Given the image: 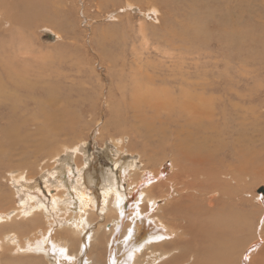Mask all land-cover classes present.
Wrapping results in <instances>:
<instances>
[{"label":"bare ground","instance_id":"1","mask_svg":"<svg viewBox=\"0 0 264 264\" xmlns=\"http://www.w3.org/2000/svg\"><path fill=\"white\" fill-rule=\"evenodd\" d=\"M241 1L147 2L159 4L176 22L159 34L160 47L151 54L165 62L151 66L140 55L122 65L131 67V101L123 98L120 112L96 125L102 142L115 145L112 155H107L114 168L105 170L87 163L82 145L89 134L80 128V116L66 107L57 92L41 86L40 69L30 64L38 60L15 50L21 45L20 34L3 31L8 27L6 8L20 7L21 0H0V207L14 204L6 210L17 214L13 226L22 216L28 219L29 232L38 236L32 240L30 234L7 235V244L0 241V251L6 248L0 264H14L19 260L12 255L15 246L22 251L24 245L26 252L44 253L47 258L50 251L80 254L67 264H77L76 259L83 264L81 253L88 247L91 264H264V197H253L261 208L260 225L253 232L243 225L249 221V216L239 213L244 208L233 206V197L240 199L247 178L264 157V125L257 126V116L248 112L255 101H263L264 84L250 85L251 77L243 70L251 62L264 69V34L245 37L244 29L231 25L228 29L226 5ZM41 2L42 7L28 9L29 16L26 11L13 16L15 28L26 20L31 27L39 20L60 26L56 3ZM208 3L226 7L224 12L221 7H208L205 22L196 13ZM127 7L135 10L133 5ZM150 7L148 14L158 11L156 5ZM201 20L206 23L201 31L210 29V35L199 34ZM204 44L215 49V61H204L209 57L198 54ZM147 98L162 103L150 106ZM147 108L153 110V118ZM139 142L142 153L138 152L144 157L133 151ZM73 149L79 151L77 172L70 176ZM64 155L66 161L60 163ZM38 176L44 177V191ZM3 180L10 183L8 196L2 194ZM201 194L208 206L195 197ZM220 197L228 203L217 209L213 205ZM101 200L103 216L95 213ZM45 223L49 227L41 234L39 228ZM57 224L64 229L56 232L53 249L45 234ZM246 235L248 239L241 240Z\"/></svg>","mask_w":264,"mask_h":264},{"label":"rangeland","instance_id":"2","mask_svg":"<svg viewBox=\"0 0 264 264\" xmlns=\"http://www.w3.org/2000/svg\"><path fill=\"white\" fill-rule=\"evenodd\" d=\"M52 1L56 3L55 6L58 8L56 14L59 15L60 26L55 27L52 23H45L39 20L37 26L31 27L30 20H26L22 27L15 28L12 24L13 16L20 15L24 11H26L24 14L26 16L28 14L29 16V13H27L29 8L35 6L42 7L43 4L41 0H21L20 7L12 8L9 6L6 8L8 9V15L4 16L7 19L8 27L4 28L3 31L8 34L11 32L20 34L21 45L15 50L24 54V57L30 54L31 61L35 59L38 60L33 61V63L36 64H30L31 66L34 65V68L36 65L39 67L40 74L43 78L41 86L44 83L49 90L57 92L58 96H61L62 100L66 102V107L70 111L76 112L82 119L80 128H83L84 131H86L85 133L89 134L85 144L82 145L86 151L87 163L90 162L95 169L101 167L105 170L109 168L113 169V164L108 160L109 158L107 155L109 157L112 155L111 151L115 150V145L110 140L105 143L102 142L98 133L99 125L97 127L96 125L99 120L105 122L111 114L120 112L121 108L119 103L123 98L126 101H131L130 94L134 86V83H132L130 79L131 67L122 68L123 63L131 64L135 57L140 55L145 58V61L150 62L151 66L165 62L161 58H152V55L154 54V50L160 47V45L156 44L157 39L159 40V34H163V30L170 25H174L176 21L174 19L169 20V18H167V11L162 9L159 4L150 3L147 5V2L150 0H147L145 4L138 3L139 0ZM208 4L207 6H200V13H196L201 19H206V16L208 17L206 13L207 8L214 5L213 3ZM128 5H133L135 10H131L130 7H127ZM154 5L158 7V11H153L155 14H148L151 12H148L147 9L152 8L150 6ZM226 6L214 5L213 7H221V11L223 12L226 7L229 15L228 18L231 21L227 19L228 22H230L228 23L226 19H224V21L227 22L228 29L230 25L240 30L244 29L245 37L249 35L257 36L260 33L264 34V1L244 0L238 4L229 3ZM260 14H262V20L259 19ZM26 16L24 19H26ZM208 19H206L205 22H207ZM205 22L201 20L200 24L198 23L197 28L200 31L199 34L210 35V29L201 31V28L206 25ZM259 24L262 25L263 28H259ZM199 49L198 54L201 53V57H209V59L204 61H215L213 58L215 54L214 48L207 47L204 44L200 45ZM148 57L149 59L147 60ZM218 60L220 61V68H224L225 66L221 61L222 57H218ZM255 63L256 62H251L245 65L243 70L248 73L249 79L251 77L249 80L250 85L253 84V81L258 84H264V69L260 71ZM43 64H45L47 68L46 73L42 69V66H44ZM251 64L253 66H251ZM248 65L249 67H246ZM133 66V70H135L136 65ZM110 96H112L113 99L109 100ZM262 99L263 101L260 103L255 101L254 104L248 108V112H252L257 116V119H255L257 126L264 125V97H262ZM154 102L162 103L160 99H146V103L150 106H152ZM147 112L149 116L153 118V110L147 108ZM160 118L161 116L159 119ZM94 128L95 130L91 132ZM120 142L123 141L120 140ZM137 147L136 149L133 148V151L144 157L138 152H141L142 149V144L140 142L137 143ZM77 152L79 151L73 149L69 154L71 158L68 162V168H71L70 176L77 172V162L75 159ZM126 156L128 160L133 157L131 154H127ZM135 159L138 162L140 161L137 156ZM64 161H66L65 155L59 162L63 163ZM91 164H89L88 167L93 170L94 168ZM166 166L168 171H170L171 162H167ZM41 176H38L36 181L40 184L42 191H44V177ZM2 184H5L3 185L4 192H2V194L8 196L7 191H9L8 187H10V183L3 180ZM243 187V192L239 194L240 199L237 201L236 197H233V206L241 205L244 208V211L239 213L249 216V221L248 224L243 223V225L247 226L248 230L253 232L261 216V208L257 206V202L253 200V197L257 195L264 197V193H262L264 190V157L257 163L254 174L252 173L247 178V182ZM259 190H261V193H258ZM204 191H209V188H205ZM195 197L200 198L203 204L208 206L206 195H195ZM244 199H249V202L244 203L242 201ZM227 203L228 200L220 197L214 202L213 207L222 209V206ZM8 207H15V205L9 203L0 207V213H3V215H0V241L4 240V244H7L8 242L5 241L7 235L17 236L21 234L22 237H25L27 234L34 235L36 231L29 232L31 228L27 224L28 219H22V216L20 217L21 219L15 221L17 226H13V221L17 214L16 212L10 214L11 211H6ZM79 208H81V206H79ZM102 208L103 205L101 200V205L97 207L95 213H101L103 216ZM48 227L46 223L43 224L39 228L41 234L45 233ZM66 227L72 229L74 225H66ZM52 229L53 231L49 230L47 234H45V238H47L46 243L51 244V247L55 249L56 247L53 246L54 240L58 237L56 232L64 228L62 225L57 224L53 226ZM37 237L38 236L34 235L32 240ZM248 237L249 235L243 236L241 240H247ZM27 249V245H24L22 251L15 246L12 255L14 257H19V260L15 261L14 264H67L68 260L71 258L80 256V254H71L69 256L65 253L58 255L50 251V256L47 258L44 253L34 254L32 253L34 252L33 250H31V253H28L26 252ZM5 250L6 248H4V251ZM261 250H264V248ZM4 251L1 250L0 255L4 253ZM88 252L89 247L86 250L83 248L81 253L84 259L83 264H91V260L87 256ZM28 254L40 258L27 260L25 256H28ZM261 254L264 255L262 252ZM76 261L78 264V259H76Z\"/></svg>","mask_w":264,"mask_h":264},{"label":"water","instance_id":"3","mask_svg":"<svg viewBox=\"0 0 264 264\" xmlns=\"http://www.w3.org/2000/svg\"><path fill=\"white\" fill-rule=\"evenodd\" d=\"M262 192L264 193V190Z\"/></svg>","mask_w":264,"mask_h":264}]
</instances>
